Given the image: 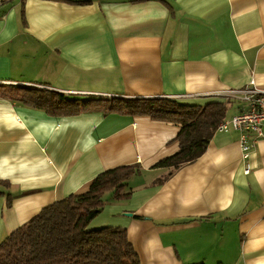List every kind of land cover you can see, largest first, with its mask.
<instances>
[{"label":"crops","instance_id":"crops-1","mask_svg":"<svg viewBox=\"0 0 264 264\" xmlns=\"http://www.w3.org/2000/svg\"><path fill=\"white\" fill-rule=\"evenodd\" d=\"M251 79L264 90V0H0V83L203 105ZM178 131L0 97V243L99 173L134 165L129 195L90 224L124 228L139 264H264V139L244 159L237 132H215L196 160L157 167Z\"/></svg>","mask_w":264,"mask_h":264},{"label":"trees","instance_id":"trees-1","mask_svg":"<svg viewBox=\"0 0 264 264\" xmlns=\"http://www.w3.org/2000/svg\"><path fill=\"white\" fill-rule=\"evenodd\" d=\"M0 97L58 116L100 109L177 124L178 150L156 165L171 171L202 155L216 127L226 119L231 105L237 104L240 110L236 101L222 96L199 105L168 97L73 96L9 83H0ZM136 171L134 165L105 170L91 181L86 191L70 194L43 207L0 243V264H139L124 228H94L90 224L106 204L129 195V190H124L126 181ZM0 184L8 183L0 181ZM107 193H110L109 197H106Z\"/></svg>","mask_w":264,"mask_h":264},{"label":"built area","instance_id":"built-area-1","mask_svg":"<svg viewBox=\"0 0 264 264\" xmlns=\"http://www.w3.org/2000/svg\"><path fill=\"white\" fill-rule=\"evenodd\" d=\"M219 96L236 101L240 110L220 122L215 132H237L242 158L245 159L255 143L264 139V90L251 79L241 88L226 90Z\"/></svg>","mask_w":264,"mask_h":264},{"label":"rangeland","instance_id":"rangeland-1","mask_svg":"<svg viewBox=\"0 0 264 264\" xmlns=\"http://www.w3.org/2000/svg\"><path fill=\"white\" fill-rule=\"evenodd\" d=\"M1 84H5V85H8V83H1ZM44 88V87H43ZM230 111H233V107H232V105L228 108V113L230 112Z\"/></svg>","mask_w":264,"mask_h":264}]
</instances>
